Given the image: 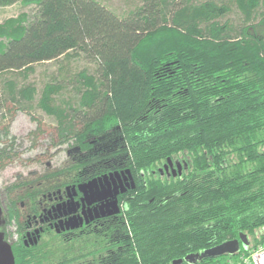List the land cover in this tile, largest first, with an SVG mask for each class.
<instances>
[{
	"label": "trees",
	"instance_id": "16d2710c",
	"mask_svg": "<svg viewBox=\"0 0 264 264\" xmlns=\"http://www.w3.org/2000/svg\"><path fill=\"white\" fill-rule=\"evenodd\" d=\"M21 1L35 12L0 23V108L12 102L24 109L36 93L6 71L26 75L34 63L79 52L95 67L73 76L75 104L56 102L60 83L52 77L42 85L36 103L56 118L67 157L8 186V221L18 225L21 200L37 207L40 193L116 161L138 180L106 227L72 236L50 230L30 245L18 240L14 263L228 264L257 246L264 228V0H142L124 14L97 0ZM231 2L239 23L223 18ZM172 159L181 161L180 173L160 172ZM240 233L247 249L193 256Z\"/></svg>",
	"mask_w": 264,
	"mask_h": 264
},
{
	"label": "rangeland",
	"instance_id": "374dc122",
	"mask_svg": "<svg viewBox=\"0 0 264 264\" xmlns=\"http://www.w3.org/2000/svg\"><path fill=\"white\" fill-rule=\"evenodd\" d=\"M118 14H124L140 5L142 0H97ZM221 1V0H220ZM229 10L224 17L233 24L239 23L241 15L233 2L228 4ZM22 12L30 15L35 12V5L23 4L21 0L0 5V23L10 17H17ZM95 61L83 52L70 58L47 60L33 64V70L26 75L6 71L4 76L11 77L18 84L31 83L36 93L24 109L7 102L0 108V148L3 156L0 159V205H4L0 215L1 223L7 229V239L12 241L17 236V222L8 221L6 204L8 202V186L21 177L34 176L45 167L62 164L67 157V143H60L56 129V118L45 113L36 103L39 91L49 78L60 83L55 93L57 103L61 106L66 101L75 104V83L73 76L80 69L93 70ZM1 206V207H2ZM260 233V232H259ZM240 249L248 248L247 238L240 241ZM227 256V255H226ZM228 257V256H227ZM225 257H220L224 260Z\"/></svg>",
	"mask_w": 264,
	"mask_h": 264
},
{
	"label": "flooded vegetation",
	"instance_id": "af4514ba",
	"mask_svg": "<svg viewBox=\"0 0 264 264\" xmlns=\"http://www.w3.org/2000/svg\"><path fill=\"white\" fill-rule=\"evenodd\" d=\"M113 163L110 168L98 169L93 176L84 174L81 179L66 184L63 188L40 193L35 199L37 207L31 203L32 200L27 203L21 200L23 210L18 218L17 236L9 241L7 229L0 223L4 240L8 241L12 248V243L16 241H21L24 245L33 244L36 242L35 237L37 240L42 233L50 230L64 236H72L106 227L108 220L120 216L124 204L123 197L138 180L129 169L122 168L117 161ZM181 168V161L172 159L164 162L159 171L175 175L180 173Z\"/></svg>",
	"mask_w": 264,
	"mask_h": 264
},
{
	"label": "water",
	"instance_id": "95a60500",
	"mask_svg": "<svg viewBox=\"0 0 264 264\" xmlns=\"http://www.w3.org/2000/svg\"><path fill=\"white\" fill-rule=\"evenodd\" d=\"M79 186L81 187V184ZM66 188H68V186ZM123 188L124 187H122L121 190H123ZM1 212H2V207L0 205V215H1ZM0 223H1V220H0ZM243 238L246 239V235L240 233L238 238L228 239L215 246H212L210 248L203 250L201 254H194L193 256L199 257L204 254L217 255V254H222L225 252H228V253L235 252L239 249V246H240L239 242L242 241ZM35 241H36V237H35ZM190 256L191 255H188V258ZM0 264H15L11 244L8 241L4 240V235L2 231H0Z\"/></svg>",
	"mask_w": 264,
	"mask_h": 264
},
{
	"label": "built area",
	"instance_id": "2783aa9c",
	"mask_svg": "<svg viewBox=\"0 0 264 264\" xmlns=\"http://www.w3.org/2000/svg\"><path fill=\"white\" fill-rule=\"evenodd\" d=\"M228 264H264V228L261 230V242L246 251L240 252Z\"/></svg>",
	"mask_w": 264,
	"mask_h": 264
},
{
	"label": "bare ground",
	"instance_id": "6f19581e",
	"mask_svg": "<svg viewBox=\"0 0 264 264\" xmlns=\"http://www.w3.org/2000/svg\"><path fill=\"white\" fill-rule=\"evenodd\" d=\"M240 243V242H239ZM228 253V252H227Z\"/></svg>",
	"mask_w": 264,
	"mask_h": 264
}]
</instances>
